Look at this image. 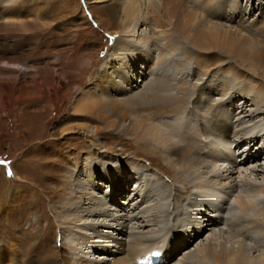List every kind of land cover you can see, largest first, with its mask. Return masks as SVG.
<instances>
[{"label":"rangeland","instance_id":"374dc122","mask_svg":"<svg viewBox=\"0 0 264 264\" xmlns=\"http://www.w3.org/2000/svg\"><path fill=\"white\" fill-rule=\"evenodd\" d=\"M87 1L0 0V264H45L46 261L111 264L123 254H117L116 250L120 248L127 253L138 233L149 232L154 240L139 247L140 252L146 249V253L128 264H152L153 255L157 264H213L200 251L209 240L215 244L224 242L229 247H237V243L224 236H214L220 228H226L221 224L220 228L213 227L197 238H190L178 251L175 240L186 235L183 230L177 237L176 231L171 230L178 210H190L193 219H199L198 209L187 202L192 196L187 190L193 188L185 189L182 182L173 180L172 172L164 165L166 162L147 155L145 150L135 149L136 137L130 126L137 117L155 118L150 119L147 130L152 136L146 137L158 143L151 128L161 126L169 132L171 127L163 120L173 121L176 115L183 116L188 120V128L183 126L182 133L174 129L178 134V137L173 135L174 142L181 144L184 140L197 146L194 149L203 157L209 152L207 144L202 145L203 140L219 141L221 146L216 148L221 156L218 157H224L231 145L236 167L228 164V159L218 160L215 166L221 169L217 173L226 176V169L235 168L229 181L237 185L236 193L246 195L244 190L251 184L259 189L264 186V150L259 151L264 137V105L248 106L254 102V93L264 94V0H214L207 13L204 10L209 0H176L181 3L177 26L172 25L175 17L167 10L163 25L157 26L149 11L145 21L134 22L130 27L121 20L115 21L107 9L100 8L102 4L90 6ZM152 1L161 6L164 14L163 7L169 0H141L142 8ZM192 17L194 24L189 37L180 28ZM222 29L229 30L227 39L238 42L240 53L229 51L221 38L212 41L207 33ZM166 31L171 32L174 42L161 41ZM117 39L140 43L148 40L151 46L147 50L153 59L160 46L166 54V62L159 63L157 74L151 73L148 62L147 75L144 71L137 75L133 70L134 67L138 70L139 64L133 63L128 73L131 77L127 78L129 85L124 82L125 88L114 86L118 97L129 94L150 97L157 92L180 94V82L188 92H204L208 98L195 96L177 113H156L153 108L135 105L120 120L109 114L90 115L79 105L80 100L94 92L103 94L99 84L111 73ZM123 54L124 59L134 60L131 53ZM140 54L139 51V58L144 56ZM113 74L116 77L117 73ZM47 82L52 86L46 88ZM156 82L163 85L160 87ZM130 84L135 86L132 88ZM198 102L203 108L197 107ZM223 123L231 125L226 137L217 131ZM245 156L247 161L241 159ZM213 167L210 164V175L191 176V187L210 178ZM115 171L125 173L126 178L131 176V181L118 182L120 175H114ZM95 172L103 175L97 177L93 175ZM240 174L248 178L247 183L239 182ZM120 185L126 190L123 193L118 191ZM69 187L86 189L96 195L97 203L80 192L76 193L77 199H70L63 193ZM230 201L234 202V198ZM80 205L84 211L78 208ZM105 208L117 216L122 214L121 235L114 230L121 225L101 213ZM93 226L104 234L112 232L115 237H121V246L116 239L104 237L108 235H98ZM192 227L193 224L187 230L191 231ZM61 230L78 242L75 259L70 258ZM247 230L242 235L243 245L257 259L264 255L261 241L264 227ZM166 249L172 257L165 255ZM187 254L189 260L184 262ZM77 258L85 261L77 263Z\"/></svg>","mask_w":264,"mask_h":264},{"label":"bare ground","instance_id":"6f19581e","mask_svg":"<svg viewBox=\"0 0 264 264\" xmlns=\"http://www.w3.org/2000/svg\"><path fill=\"white\" fill-rule=\"evenodd\" d=\"M213 1L214 0H209L207 2L206 10H204L206 13L208 12L207 9L208 10L210 9ZM87 3L89 5L90 4L94 5V3L95 4H102L103 6L100 7L101 9H107L110 12L111 17L114 18L115 21H119V20L123 21L125 23L126 27H128V26L130 27V25H132L134 22L136 24L137 22L139 23L140 21L141 22L145 21L146 13H148L149 11H150V13L153 14L152 18H153L154 22L157 23V26H160L161 24L163 25L164 23H166L165 19L163 20V18H165V13L167 12V10L170 13H172L173 16L175 17V21L172 22L173 26H177L179 24V21H180L179 13H180V9H181V3H177L176 0H169L167 2V4L169 5V9H168V5H166V4H165V6L162 5V7L164 6L163 7L164 8V14L161 12V9H160L161 6H159L156 2H153V1L150 2L148 4V6L145 7L144 9L142 8L141 0H88ZM261 4H263V3H261ZM216 10H217V8H216ZM102 21H103L102 19L99 20L100 24H102ZM262 23L264 24V21ZM193 24H194V17L190 18V20H186V22L181 25L182 28H180V31H182V33L185 35H188V36L191 35L190 27ZM228 28H229V26H228ZM173 29H174V27H173ZM203 29H205V28H203ZM203 29H198V30H203ZM228 31H229L228 29L227 30L222 29V31H220V32L211 30V33H209L208 31H207V33L210 34V36L212 37V41H218V39L221 38V40H222L221 43L223 45H227L228 46L227 48L229 51H233L234 53H240L241 49L239 47L238 42L233 41V40H231L229 42V40L227 39V37H228L227 33H229ZM163 32H165V31H163ZM166 39L174 42V38L171 35L170 31H166V33H164L161 41L164 42V40H166ZM189 39L190 38H188V40ZM121 40L120 39L116 40V46H115L116 50L114 52L115 59L114 60L112 59L113 62L111 65V73H108L106 75V77H104L105 79L101 82V84H99V87H100L99 90L103 91V94H97L96 92H94L92 94H89L86 98H83V100L82 99L80 100L81 103L79 105L84 110H86V112L90 113V115L91 114H95V115L100 114V116L102 115L101 117H104V116L107 117V115L109 114L111 117L114 116L115 120L116 119L120 120L121 118H123L128 113H131V111L133 109H135V107H136L135 105H137L139 107L153 108V109H155L156 113H163V114H168L169 112H171V113L176 112L177 113L180 110H182L183 108H186V106H188L187 104L194 100L195 96H198L199 99L206 97L207 93H204V92H202L200 94L199 93L195 94V92H193V93L188 92V89L186 87H183V85H181L180 82H178V84L180 85V88H181L180 94L179 93H173V92H168L167 94H163V93L161 94V93L157 92V93H151L152 95L150 97H147V96L142 97L141 95L135 96L133 94L132 95L129 94L126 97H118L115 94L116 90H114V86H118L120 88H123V87L125 88L129 85V80L127 78H129L131 76H129L128 73H129L130 69L134 67L135 62L139 64V69L137 70V68L134 67V70H133V71H136L137 75L143 74V71L145 72V75H147L146 69H147L148 62H149L148 66L150 68H152L153 72H151V73H153V74H157V72H158L157 67H158L159 63H165L166 62L165 61L166 60V54L164 52L165 49H163V47H161V46H160V52L158 53L157 57H155V59H153V57L151 55H149V52L147 50L148 49L147 47L150 45L148 40L144 39L141 43H140V41L137 42L136 40H133V42H130L128 40H126V41H121ZM185 40H187V39H185ZM134 41L137 43H134ZM139 46L140 47L145 46L146 49L145 48L139 49ZM200 46L202 47V45H200ZM172 48H175V47H172ZM139 51L141 52L140 55H142V53H143L144 56L139 58V56H138ZM123 52L131 53V55L134 57V60L132 57H131L132 59H130V60L124 59L125 57L123 58V55H124ZM185 54L187 55L186 52H185ZM262 54H264V50H263ZM255 59L256 60L259 59L257 55L255 56ZM142 68H145V70ZM114 72L117 73L116 77L114 76L115 74H113ZM136 77H138V76H136ZM138 80L140 82H142V80H140V78H138ZM124 82L127 83V86L125 85ZM156 83H158V82H156ZM158 85H160V87H161L163 84L161 82V83H158ZM51 86L48 85V82L46 83V88L51 87ZM134 86L135 85H133V84L131 85L132 88ZM224 86H226V84ZM129 89L130 88H128V90ZM227 90H229V89H227ZM226 93H227V91L225 92V94ZM251 93L253 95L254 92H251ZM206 98H208V97H206ZM252 98H253L254 102L251 104H248V106L249 105L250 106L255 105L256 108H258V107H260V105H264V94H261V92H258L257 94L254 93V97L252 96ZM150 99H151V101L148 102ZM197 105H198L197 107L199 109L203 108L202 105H200V102H198ZM163 109L165 110L164 112L162 111ZM263 114H264V112H263ZM91 117L89 118L90 120L92 119ZM174 118L175 119L173 121H168L166 119L163 120L164 123L167 124V126L171 127V131H169V132L166 129L162 128L161 126H159V127L157 126L155 128V126H156L155 125L151 128V132L154 131L153 134L155 136H157L155 138L157 139V142H158V143H155V142L152 143L151 140H149L148 137H146V135H151L149 132H147L148 125L151 123V122H149L151 119L150 116L149 117H137V119H135V121L133 122L132 126H130L131 132L136 137L134 139V143L137 147H134L132 144H129L130 142H125V144L127 146H133L135 149L138 148L140 150H145V153L147 155H150L151 157L153 156L160 161L163 160L164 162H166L164 165L167 168H169V170L172 172L171 175L173 176L172 177L173 180L178 179L179 182H182L185 185V189L193 188V190L192 189L187 190L188 195H190V196L192 195L190 198V201H187V202L190 205H192L193 207H196V209H198V212L196 211L198 213V214H196V216H198L199 219H197V217H196V219H193V216L190 213V210L186 211V212L182 211L183 210L182 208L178 210L177 215L174 217L175 227H172L171 230L176 231V233L178 235L177 237L180 236V234H178V232L183 231V230L186 232V235L184 237L180 236L181 237L180 240H178V239L175 240V246L178 247L177 248L178 251H180L181 248L191 240L190 238H193V237L197 238V237L201 236L205 230L213 229V227L220 228L221 224H225L226 228H220L219 229L220 231H218V233L214 234V236L215 237H217V236L227 237L228 240H230V242L237 243V247H235L233 245H231L229 247L224 242H220V243L215 244L209 240L208 243H206L205 246L203 247V250H200V251H202V254L206 258H209L213 262V264H264V255H261L259 258L256 259V257H253L246 252V249L243 245L244 238L242 237V235L245 233V231H248L247 230L248 228L249 229H252V228L255 229V228H257V226L264 227V218H263V216H264V186H261V188L259 189L258 186L251 184V183H248L249 185L251 184V186H249V188H246V190H244L246 195L241 194V193H236L237 192V190H236L237 185L232 184V182L229 181L230 178L232 177V174H233V171L235 170V168H233V170L231 168L226 169L225 170L226 176H223V175L221 176V174L217 173V169H221L220 166H218V165L215 166V161L228 159V164H231L233 167H236L235 163H234L235 162V156H234V153H232V150L234 152H235V150L232 149V146L230 145L229 149L225 147L226 148V151H225L226 154L224 157H218V156H221L218 154V149L216 148L218 146H221L219 141L214 140V139L210 140L211 142L207 141L208 139L203 140V142L201 141L202 145L207 144V146L209 148V152H207V151L205 152L207 157H206V155H205V157H203L200 155V153L196 149H194L197 146L193 147V145H191L190 143L183 142L184 140L183 141L180 140L182 142L181 144H179L180 142H174L173 141V138H172L173 135L176 134L178 137L177 132L182 133L181 132L182 127L184 126L185 128H188V124H189L187 122L188 121L187 118H185L183 116L176 115ZM153 119H155V118H152L151 120H153ZM117 121H116V123H119ZM111 122L114 123V120ZM112 123H110V124H112ZM111 126L114 127L113 124ZM174 129L177 130V132ZM216 129H218V128H216ZM258 129H260V128H258ZM185 130H188L187 132H190L191 129H185ZM230 130H231V125L229 126L228 123H226V124L223 123L217 131L221 132V134L222 135L224 134L226 137V135H228L230 133ZM208 131L210 132V130H208ZM217 131H214V133L217 134ZM55 132L56 131L52 132V134ZM212 134H213V132H212ZM183 135L184 134H180L181 137ZM261 139H262V143H261V148L259 149V151L264 150V137ZM206 141H207V143H206ZM150 143H152L153 146H150L151 145ZM229 153H232V155L230 157L228 156ZM250 157L254 158L255 156L251 155ZM145 158H146V156H145ZM238 158H240V157H238ZM245 158H246V156L244 158L241 157V159L247 161V159H245ZM236 161H237V159H236ZM210 164L214 165V167L212 168L213 174L210 176V178L205 179L204 181L202 180L199 183H196L195 185L192 184L193 187H191V178H192L191 176L202 177V175H205V174L210 175L211 174ZM252 169L255 170V168H252ZM243 172H244V170H243ZM195 173L198 175H196ZM113 174L114 175H116V174L120 175V177L118 179L119 180L118 182H120V183L123 180L130 182L132 179V178H130L131 176L126 178L125 173L120 174L119 171H115ZM93 175H98L97 177H101L103 174H101L100 172H98V173L95 172ZM243 175H241L240 178L238 179L239 182H241V181L246 182V180L248 181V178L246 176H243ZM133 177L136 178V177H138V175L133 176ZM215 177H217V180H214ZM96 184L98 185L99 182H97ZM164 190H166V189H164ZM118 191L123 193L126 190H123L121 188V185H120V188L118 189ZM192 191L193 192L195 191V193L193 194ZM78 192H80L82 194H87L86 196L88 197V199H93L97 203V201L95 199V198H97V197H95L96 195L92 194L91 192L86 191V189L85 190H83V189L73 190L72 187H69V189L68 190L66 189V191L63 193L66 195H69L67 197H70V199L75 200L78 198V197H76L77 196L76 193H78ZM181 194L182 193L180 191V194H178V197L181 198ZM232 198H234V202L230 201ZM162 201H163V199H162ZM100 205H103V203H100ZM78 208H80L81 211H84V208L81 205L78 206ZM102 208H104V207H102ZM158 208L160 209V207H158ZM74 209L76 210V208H74ZM193 209H195V208H193ZM114 210H116V207L114 208ZM117 210H119V209H117ZM97 213H99V212L97 211ZM101 213H103L105 216H109L111 218V220H114L117 223V225H121V226H119V228L117 227L114 229V230L117 229V231L119 232L118 234L121 235L123 232L122 227L124 224L123 223L124 222L123 217H121L122 214H119L117 216V214L113 213L110 210V208L102 209ZM155 216H157V215H155ZM224 217H226V218H224ZM119 220H121V221L119 222ZM192 224H193V227H192L191 231L190 230L188 231L187 227L191 226ZM102 226L107 227L103 223H102ZM93 229L100 236L105 233V232H103V230L100 231V229H97L94 226H93ZM61 233H62L63 239L65 241V243H64L65 247L67 249L69 248L68 252L71 255L70 258L75 259L76 254L74 253V251L78 246L77 245L78 242L74 239H69L67 234H65L66 231L61 230ZM138 234H139V236L135 237L134 240H132V242H130L129 250L127 253H125L126 251L122 252V251H120V248L119 249L117 248L118 250H116L117 251L116 253L117 254L123 253V254H121L119 257H117L115 260H113L111 264H128L129 261H134L140 256L142 257V253L145 252L146 249L145 250L142 249L143 251L140 252L139 251L140 245L144 244V242L152 241L154 239L152 236L149 235V234H152L150 232L147 234H145V233H142V234L138 233ZM104 235H108V236H104ZM104 235H102V236H104L106 238L116 239V241H119V244L121 246V243H122V242H120L121 237H117V236L115 237L112 234V232L106 233ZM132 235H133L132 236V238H133L134 232L132 233ZM153 236H155V235L153 234ZM258 240H260V239H258ZM261 241L264 242V240H261ZM102 246H103V244H102ZM125 246H127V245H125ZM149 247H148V250H149ZM262 247H263V245L262 246L258 245V248H262ZM165 255L166 256L169 255V257H172V255L169 252V249L165 250ZM189 255L190 254H187L186 256L183 257L184 262H187L189 260ZM152 258H153L152 264H157L158 261L156 260V256L153 255ZM77 261L83 262L85 260L83 258L82 259L77 258L76 262ZM51 262L46 261L45 264H49ZM12 264H14V262ZM74 264H75V261H74Z\"/></svg>","mask_w":264,"mask_h":264}]
</instances>
